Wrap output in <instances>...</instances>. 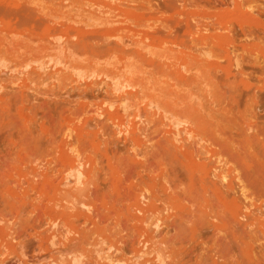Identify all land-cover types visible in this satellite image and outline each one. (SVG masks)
<instances>
[{
  "label": "rangeland",
  "instance_id": "rangeland-1",
  "mask_svg": "<svg viewBox=\"0 0 264 264\" xmlns=\"http://www.w3.org/2000/svg\"><path fill=\"white\" fill-rule=\"evenodd\" d=\"M0 264H264V0H0Z\"/></svg>",
  "mask_w": 264,
  "mask_h": 264
},
{
  "label": "bare ground",
  "instance_id": "bare-ground-1",
  "mask_svg": "<svg viewBox=\"0 0 264 264\" xmlns=\"http://www.w3.org/2000/svg\"><path fill=\"white\" fill-rule=\"evenodd\" d=\"M121 125H122V124H121ZM74 168H77V167H74ZM144 243L146 244L147 242L144 241ZM145 244H143V245H145ZM140 252H141V251H140Z\"/></svg>",
  "mask_w": 264,
  "mask_h": 264
}]
</instances>
